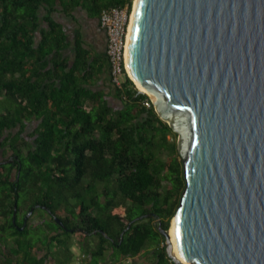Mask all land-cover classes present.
<instances>
[{
    "label": "trees",
    "instance_id": "obj_1",
    "mask_svg": "<svg viewBox=\"0 0 264 264\" xmlns=\"http://www.w3.org/2000/svg\"><path fill=\"white\" fill-rule=\"evenodd\" d=\"M132 3L0 0V149L17 155L12 164L0 160L6 264H69L73 236L91 264L107 251L108 264L137 256L142 264H175L160 229H169L186 186L176 134L130 79L124 90L114 88L118 106L93 90L103 65L90 60L79 34L70 61L67 32L52 16L59 6L99 16L104 7ZM30 209L39 219L37 209L47 211L48 221L29 219L19 230V215Z\"/></svg>",
    "mask_w": 264,
    "mask_h": 264
},
{
    "label": "water",
    "instance_id": "obj_2",
    "mask_svg": "<svg viewBox=\"0 0 264 264\" xmlns=\"http://www.w3.org/2000/svg\"><path fill=\"white\" fill-rule=\"evenodd\" d=\"M126 66L184 166L168 257L264 264V0H137Z\"/></svg>",
    "mask_w": 264,
    "mask_h": 264
},
{
    "label": "crops",
    "instance_id": "obj_3",
    "mask_svg": "<svg viewBox=\"0 0 264 264\" xmlns=\"http://www.w3.org/2000/svg\"><path fill=\"white\" fill-rule=\"evenodd\" d=\"M52 16L63 24L67 32L68 46L64 50V54L70 61H73L75 57L74 43L79 34L89 52L90 60L95 63V66L103 65L104 68V71L99 75L100 77H98V80L91 88L103 91L109 104L113 106L120 105L119 100L115 96V89L110 82L109 66L105 54L106 34L99 25L98 16L92 15L87 9H82L81 7L74 8L70 13H63L60 6ZM7 246H10V242L9 245L7 243ZM8 247L3 248L4 255H0V264H6L4 263L5 257L8 259L12 258L7 253ZM127 261L129 262L130 259ZM13 264H16L15 260H13ZM100 264H103V261Z\"/></svg>",
    "mask_w": 264,
    "mask_h": 264
},
{
    "label": "built area",
    "instance_id": "obj_4",
    "mask_svg": "<svg viewBox=\"0 0 264 264\" xmlns=\"http://www.w3.org/2000/svg\"><path fill=\"white\" fill-rule=\"evenodd\" d=\"M133 5V3H132ZM132 6L111 5L101 9L99 25L106 34L105 53L109 65V77L112 86L118 90L129 87V73L126 67V40ZM146 107L153 106L148 99L143 101ZM74 251V256L69 264H91L88 256L79 251Z\"/></svg>",
    "mask_w": 264,
    "mask_h": 264
},
{
    "label": "rangeland",
    "instance_id": "obj_5",
    "mask_svg": "<svg viewBox=\"0 0 264 264\" xmlns=\"http://www.w3.org/2000/svg\"><path fill=\"white\" fill-rule=\"evenodd\" d=\"M170 140H172L171 138H170ZM172 141H177V135L176 136H174L173 137V140ZM179 154V153H178ZM2 156H0V159H2L1 158ZM162 158L163 159H165L166 158V153H163L162 154ZM180 159H181V157H180ZM182 160V159H181ZM36 213H40V214H42V215H47L48 213H45L44 211H42V210H38L37 209V212ZM37 215V214H36ZM36 215H32V217H31V222H33V223H37V220H39V217L38 216H36ZM25 216H26V214H25ZM24 216V217H25ZM171 220H172V218H171ZM24 222H23V224L20 226V227H22V226H24ZM170 225H171V221H170ZM42 228V230L44 229L43 227H41ZM72 242H73V245H72V249H78L77 248V243H76V240H75V236H73L72 237ZM12 241V240H11ZM8 242H10V240L8 239L7 240V243ZM130 259V258H129ZM109 261H111V259H110V252L109 251H107L106 252V259L103 261V264L105 263V264H108V263H110ZM143 263V258H142V256H137V257H135L134 259H130V261H129V264H142Z\"/></svg>",
    "mask_w": 264,
    "mask_h": 264
},
{
    "label": "flooded vegetation",
    "instance_id": "obj_6",
    "mask_svg": "<svg viewBox=\"0 0 264 264\" xmlns=\"http://www.w3.org/2000/svg\"><path fill=\"white\" fill-rule=\"evenodd\" d=\"M0 156H2V157H4V159H5V163H7V164H12L13 163V161L16 159V157H17V155L16 154H14L11 150H9L8 152H6V154H3V150L2 149H0ZM1 157V158H2ZM1 160V159H0ZM14 171H15V167H13L12 168V174L14 173ZM39 206V205H38ZM45 213H47V211H45ZM28 214V213H27ZM26 214V216L24 217V216H22L21 214L19 215V218H23V221H22V223L24 222L25 224H24V226L28 223V221H29V219H31V217H32V215H33V210H32V212L29 214V215H27ZM48 215V214H47ZM47 215H43V217H40V219L39 220H37V223L36 224H42V222H44V221H48V216ZM24 226H22V227H20L19 226V230H22V229H20V228H23Z\"/></svg>",
    "mask_w": 264,
    "mask_h": 264
},
{
    "label": "bare ground",
    "instance_id": "obj_7",
    "mask_svg": "<svg viewBox=\"0 0 264 264\" xmlns=\"http://www.w3.org/2000/svg\"><path fill=\"white\" fill-rule=\"evenodd\" d=\"M137 3V0H133V5H132V9H131V15H130V20H129V24H128V29H127V40H126V47H127V42H128V36H129V30H130V25H131V21H132V17H133V13H134V9H135V5ZM99 18V16H98ZM106 48V46H105ZM106 54V53H105ZM126 56V54H125ZM108 61V60H107ZM109 66V65H108ZM127 67V66H126ZM128 71V69H127ZM129 73V72H128ZM130 76V75H129ZM130 80L132 81V83L134 84V86L138 89V90H142L141 88L138 87V85L135 83V81L131 78L130 76ZM143 91V90H142ZM145 92V91H144ZM149 97V96H148ZM181 201V200H180ZM174 217V215H173ZM173 217H172V220H171V225L168 229V233H169V236H170V241L172 243V247H173V241H172V221H173ZM14 218V217H13ZM74 250V249H72ZM76 251H78V249H75ZM173 253H174V249H173Z\"/></svg>",
    "mask_w": 264,
    "mask_h": 264
}]
</instances>
